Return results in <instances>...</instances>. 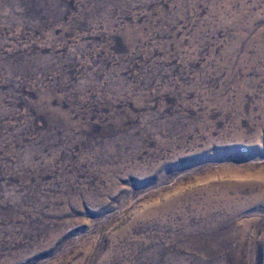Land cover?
Instances as JSON below:
<instances>
[{
	"label": "rangeland",
	"instance_id": "rangeland-1",
	"mask_svg": "<svg viewBox=\"0 0 264 264\" xmlns=\"http://www.w3.org/2000/svg\"><path fill=\"white\" fill-rule=\"evenodd\" d=\"M0 264H264V0H0Z\"/></svg>",
	"mask_w": 264,
	"mask_h": 264
}]
</instances>
